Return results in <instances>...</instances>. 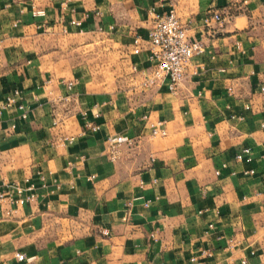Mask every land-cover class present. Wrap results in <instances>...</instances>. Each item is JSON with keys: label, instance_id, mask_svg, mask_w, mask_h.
Here are the masks:
<instances>
[{"label": "crops", "instance_id": "crops-1", "mask_svg": "<svg viewBox=\"0 0 264 264\" xmlns=\"http://www.w3.org/2000/svg\"><path fill=\"white\" fill-rule=\"evenodd\" d=\"M168 9L202 51L175 91L140 87ZM260 86L264 0H0V190L32 194L0 200V264H264Z\"/></svg>", "mask_w": 264, "mask_h": 264}, {"label": "built area", "instance_id": "built-area-1", "mask_svg": "<svg viewBox=\"0 0 264 264\" xmlns=\"http://www.w3.org/2000/svg\"><path fill=\"white\" fill-rule=\"evenodd\" d=\"M34 14H40V10L33 11ZM149 17V26L146 32L147 41V59L149 65L139 70L138 86L149 87L162 82H165L170 91H175L178 84L184 76V70L190 61V58L202 51V44L196 39H188L186 35V26L179 21L173 9H168L163 12H156L151 10ZM211 17L215 20L222 19V16L217 11H212ZM72 23H77L71 20ZM139 47L138 38H133L132 51L137 52ZM134 68V66H132ZM72 82L67 81V85ZM264 89V86H260ZM18 90L13 89L9 93L3 103L2 107L16 103L18 108H22V104L17 101ZM20 116L24 117L25 113L21 112ZM261 125H263L261 123ZM90 128H94V124H89ZM150 135H163L165 129L160 125L159 121L149 123ZM130 138H126L121 134L107 135L105 138L108 156L113 159L118 154V145L120 142L129 143ZM233 158L239 161L248 162L251 159L250 149L247 146L241 147L233 154ZM253 168H247L244 173H252ZM214 173H218L215 169ZM264 180V174L261 176ZM22 187L18 184L5 185L4 189L0 190V200L8 198L11 200V193L16 196L12 198L13 201L22 202L31 198L32 194H21ZM6 209V213H9ZM14 256L17 259H22L21 252H15ZM245 259H240L241 264H245Z\"/></svg>", "mask_w": 264, "mask_h": 264}, {"label": "rangeland", "instance_id": "rangeland-1", "mask_svg": "<svg viewBox=\"0 0 264 264\" xmlns=\"http://www.w3.org/2000/svg\"><path fill=\"white\" fill-rule=\"evenodd\" d=\"M83 51H84V50H83ZM85 56H86V53L80 51V56H78L79 59L77 58V60H78V61H84L83 59H84Z\"/></svg>", "mask_w": 264, "mask_h": 264}]
</instances>
